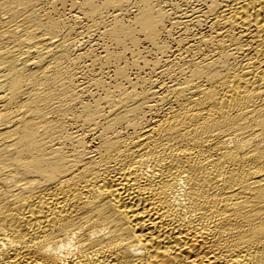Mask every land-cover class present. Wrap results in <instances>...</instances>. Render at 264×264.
Here are the masks:
<instances>
[{"label":"bare ground","instance_id":"obj_1","mask_svg":"<svg viewBox=\"0 0 264 264\" xmlns=\"http://www.w3.org/2000/svg\"><path fill=\"white\" fill-rule=\"evenodd\" d=\"M0 264H264V0H0Z\"/></svg>","mask_w":264,"mask_h":264}]
</instances>
